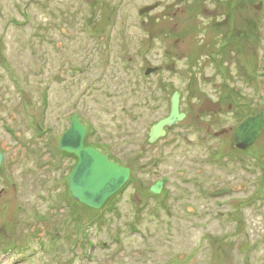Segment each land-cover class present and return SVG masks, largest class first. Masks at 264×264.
Segmentation results:
<instances>
[{"label":"rangeland","instance_id":"rangeland-1","mask_svg":"<svg viewBox=\"0 0 264 264\" xmlns=\"http://www.w3.org/2000/svg\"><path fill=\"white\" fill-rule=\"evenodd\" d=\"M163 90L194 114L219 98L226 131L161 146L173 193L74 200L77 157L57 145L71 115L85 144L129 156ZM260 110L264 0H0V264H264V119L249 146L232 140ZM210 183L251 193H197Z\"/></svg>","mask_w":264,"mask_h":264},{"label":"water","instance_id":"water-1","mask_svg":"<svg viewBox=\"0 0 264 264\" xmlns=\"http://www.w3.org/2000/svg\"><path fill=\"white\" fill-rule=\"evenodd\" d=\"M152 8V6H148L140 12ZM150 70L147 68L145 73H149ZM207 101V99L204 100L202 108L209 109L206 106ZM215 107L216 104L210 108L215 109ZM181 116L182 114L177 112V95L174 93L171 98L169 114L152 125L148 140L152 141L161 135L163 126L174 123ZM262 124L261 112L243 118L233 131V146L244 149L252 144L259 135ZM84 133V126L78 121L76 115H72L69 127L62 132L59 138L58 147L77 157L67 178L70 195L77 202L88 207L98 208L110 194L125 182L128 177V169L111 162L107 156L92 146H85L82 142ZM159 186L160 184L156 183L151 187V190L156 192ZM228 191V188H219L211 194L220 195Z\"/></svg>","mask_w":264,"mask_h":264},{"label":"flooded vegetation","instance_id":"flooded-vegetation-1","mask_svg":"<svg viewBox=\"0 0 264 264\" xmlns=\"http://www.w3.org/2000/svg\"><path fill=\"white\" fill-rule=\"evenodd\" d=\"M147 68L151 69L149 71V73L150 72H157V70H158L157 69L158 67H147ZM145 74H147V73H145ZM174 93H176V95H177V112L179 114H182V116L179 119H177L174 123H172L170 125L163 126L162 127L163 133L161 135L157 136L152 141H149L148 140L149 130L152 127V125L157 123L159 120L165 118L169 114L170 105H171V98H172ZM181 98H182L181 93L177 90L172 91V93H167V91H164V93L158 94V100L161 101V106H159V107L162 108L163 103H166V108H165V110H163L164 107L162 108V111H163L162 115L156 116L155 118H153L150 121V123L146 129V133H145V136L143 138L142 145H139V146L137 145L136 146L137 148H130L129 151H127L131 155H129V156L126 155L125 157H122L123 152H119L120 154H117L114 152L115 155L112 156L111 154H106L101 149L100 150L98 149L99 152H101L102 154L107 156L108 160H110L111 162H113L119 166L126 167L128 169V177H127L126 181L123 183V185L126 182L128 184L133 182V183H137L138 188H139L140 184H141L142 187L139 189L141 190L142 193L148 192L150 194L167 195V194H169L171 189H172V193H173V191H174L173 187L174 186H172L171 189L168 186H166L168 181L171 182V180L174 179L172 173L169 170L167 172H165V170L163 171L160 168L161 167V163H160L161 146H166L167 142H170V144H173L172 142H173V140L176 139V135L180 136L181 139H184L186 136H188V134H191V130H193V128H198V127L200 128L198 130V132H196L195 134L197 136H200L201 138H206V137H210V136H212L210 138H214V137L218 136L220 134V132L226 131V127H223L224 125L217 127L216 121L213 120V114L215 113V111L220 110V108L224 107V103H222V100H219V98L212 100L208 97H204V99L208 100L206 103V106L209 109L200 107L201 111L197 114H194V112L190 113V111L187 108H184L182 106V102H181L182 99ZM215 104H216L215 109H211L210 107L215 105ZM231 104H232V102H228V104H226L227 105L226 109L230 108ZM260 112L262 113V118L264 119L263 111L260 110ZM250 113L251 112H248V114H250ZM73 115H75V114H73ZM250 116H252V115H250ZM78 121L80 122L79 119H78ZM69 124H70V121L68 122V127H69ZM84 128H85V126H84ZM190 128H191V130H190ZM85 131H86V129H85ZM85 133H84L83 138L85 137ZM232 136H233V133H232ZM166 139H168V140L166 141ZM58 141H59V139H58ZM83 141H84V139L82 140V142ZM83 144L85 146H92L89 144H85L84 142H83ZM57 145H58V142H57ZM92 147L96 149V147H94V146H92ZM236 149H237V147H236ZM120 155H121V157H120ZM122 158H125V162L121 161ZM128 160H129V163H127ZM212 163H213V161L211 159L210 163H209L210 167H211ZM204 167H207V166H204ZM181 168L186 169L183 166H181ZM228 168L229 167H226L225 169L228 170ZM197 170L199 171V170H201V168L198 167ZM182 180H185V177ZM180 182H181V180H180ZM156 183H159L160 186L156 192H153L151 190V187H153ZM230 183H228V185H222V186H219V184H215V183H213L212 185L210 183V184L205 185V186L199 185V186H197V188H198L197 193H200V195H202V193H205V195H207V196H215L214 194L212 195L211 192H214L216 189H219V188H228L229 189V191L224 193V194H233L234 192H245L248 194L251 193L250 190L245 189L244 185H240L239 188H235V186L230 185ZM145 184H147V186H145ZM143 191H145V192H143ZM141 195L142 194H140V196Z\"/></svg>","mask_w":264,"mask_h":264},{"label":"bare ground","instance_id":"bare-ground-1","mask_svg":"<svg viewBox=\"0 0 264 264\" xmlns=\"http://www.w3.org/2000/svg\"><path fill=\"white\" fill-rule=\"evenodd\" d=\"M125 181H126V180H125ZM122 185H123V184H122ZM122 185H121V186H122ZM121 186H120V187H121ZM120 187H119V188H120Z\"/></svg>","mask_w":264,"mask_h":264}]
</instances>
